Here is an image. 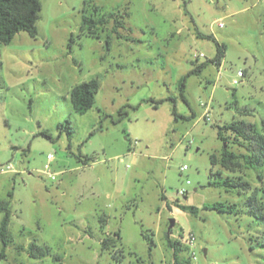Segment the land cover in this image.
I'll return each mask as SVG.
<instances>
[{"label": "rangeland", "instance_id": "374dc122", "mask_svg": "<svg viewBox=\"0 0 264 264\" xmlns=\"http://www.w3.org/2000/svg\"><path fill=\"white\" fill-rule=\"evenodd\" d=\"M40 3L36 36L0 45V200L12 237L0 264H174L169 242L180 262L263 264L264 219L248 214V194L209 182L219 181L218 126L264 119V0ZM86 17L100 21L95 35ZM93 78L94 105L77 114L70 91ZM66 121L70 137L58 129ZM260 170L246 171L252 189L264 187ZM217 202L236 210L204 208ZM32 243L47 255L31 258Z\"/></svg>", "mask_w": 264, "mask_h": 264}, {"label": "trees", "instance_id": "16d2710c", "mask_svg": "<svg viewBox=\"0 0 264 264\" xmlns=\"http://www.w3.org/2000/svg\"><path fill=\"white\" fill-rule=\"evenodd\" d=\"M41 11L40 0H0V45L9 44L14 36L21 32L26 31L31 37H35L37 34L36 21L39 19ZM89 25V33L95 35L96 26L99 22L86 17ZM102 24V23H101ZM118 21L114 24L113 31L119 27ZM109 45V40H107ZM225 48L217 44V53L212 60L215 64H220L221 58L224 56ZM205 64L195 68L192 73L200 71L201 67ZM184 80L180 83V95L181 98L186 101L184 96ZM99 90V82L96 78H93L87 82L76 85L70 91V102L72 108L77 114H84L94 105L95 95ZM120 116H126L124 110L120 111ZM175 119L178 115L174 111ZM58 129L60 132L65 131L70 137L71 132L69 122L59 123ZM229 132L231 136L225 134ZM41 134L48 139H52L51 135L47 131H42ZM218 137L224 142L220 156L217 158L214 154L210 156L212 168L216 165L220 166V169L212 172L219 178L218 182H209V185H218L223 187L226 191L235 190L238 194L247 193L245 200L247 212L250 216L257 219H264V187L259 189H252L249 181L245 179L246 171L257 170L264 168V119L260 121V127L253 123H249L243 120H236L229 124L218 126ZM235 149H230L229 143ZM69 146V145H68ZM91 158L85 157L83 163L86 164ZM223 172L227 175L223 177ZM258 179L261 183V176L258 174ZM262 195L259 197V193ZM183 210H189L192 214L197 213V208L190 206H181ZM204 208L214 209L217 211H229L234 212L236 210L235 205H226L221 202H217L211 205H204ZM11 217L9 201L0 200V260L6 258V248L12 242V237L9 233V222ZM147 239L151 238L146 234ZM119 240L117 234L116 239L104 238L102 240L103 249H108L110 246H114L115 242ZM151 245H153L151 241ZM169 245L174 250V264H190V262H180L177 259V251L179 248L169 242ZM261 247L264 249V238L260 242ZM22 249L21 246L18 247ZM48 249L32 243L28 247V254L33 259H38L46 256ZM22 264V263H19ZM264 264V256H263Z\"/></svg>", "mask_w": 264, "mask_h": 264}, {"label": "built area", "instance_id": "2783aa9c", "mask_svg": "<svg viewBox=\"0 0 264 264\" xmlns=\"http://www.w3.org/2000/svg\"><path fill=\"white\" fill-rule=\"evenodd\" d=\"M200 56H203V55H200ZM241 77H243V72H242V71H238V72H237V78L233 80V84H238V83L240 82L239 79H240ZM205 118L208 120L207 113L205 114ZM52 159H53V155H52V154H49V155L47 156L48 163L45 165V174H46L47 177L50 178L51 180H55V174H53V173L49 170V162H51ZM10 168H11V166L9 165V166L6 167V170H7V169H10ZM186 169H187V168H186L185 165H183V166L181 167V171H184V170H186ZM4 171H5L4 169H1V172H4ZM188 184H189V181H186V185H188ZM185 192H186V190H185L184 188H181L180 190H178V194H179V195H184ZM193 243H194V237H193L192 235H190L189 238L187 239V244H188L189 247H191V246L193 245ZM191 256H192L193 258H195V253L192 252V253H191Z\"/></svg>", "mask_w": 264, "mask_h": 264}, {"label": "water", "instance_id": "95a60500", "mask_svg": "<svg viewBox=\"0 0 264 264\" xmlns=\"http://www.w3.org/2000/svg\"><path fill=\"white\" fill-rule=\"evenodd\" d=\"M172 226H173V221L170 222L169 228H171Z\"/></svg>", "mask_w": 264, "mask_h": 264}]
</instances>
